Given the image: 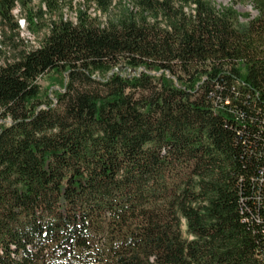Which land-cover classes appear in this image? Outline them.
<instances>
[{
	"label": "trees",
	"instance_id": "obj_1",
	"mask_svg": "<svg viewBox=\"0 0 264 264\" xmlns=\"http://www.w3.org/2000/svg\"><path fill=\"white\" fill-rule=\"evenodd\" d=\"M33 1L0 0V264H264V0Z\"/></svg>",
	"mask_w": 264,
	"mask_h": 264
},
{
	"label": "rangeland",
	"instance_id": "obj_2",
	"mask_svg": "<svg viewBox=\"0 0 264 264\" xmlns=\"http://www.w3.org/2000/svg\"><path fill=\"white\" fill-rule=\"evenodd\" d=\"M117 1V0H116ZM126 2H129L130 0H124ZM215 2V4L217 6H227L230 4L229 0H212ZM32 5L34 7H36L38 5V0L33 1ZM235 9L238 13L242 14L244 12H248L250 13V15L254 16V13L251 11L250 7L248 5H241V6H235ZM20 14V10L19 8H16L13 12L14 16H19ZM69 18L73 19L74 15L73 14H68ZM103 20V19H102ZM21 26H22V31L20 33V37L23 38L30 46H37L41 35L38 36H33V35H29L27 30H26V26L24 25V22H22V20L19 21ZM0 40H1V36H0ZM47 77V76H46ZM38 83L41 87L42 90V96H48V97H52V91L54 90H59L61 91L60 88H58V86H56L55 84L53 85L52 80L47 77V78H41L38 80ZM182 229L185 231L184 227H182Z\"/></svg>",
	"mask_w": 264,
	"mask_h": 264
}]
</instances>
